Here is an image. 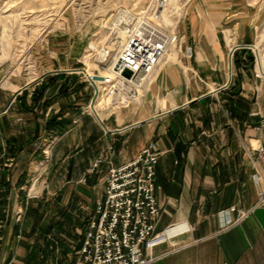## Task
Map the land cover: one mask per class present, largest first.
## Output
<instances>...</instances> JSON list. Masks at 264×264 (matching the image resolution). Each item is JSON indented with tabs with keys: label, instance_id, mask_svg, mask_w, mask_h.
Instances as JSON below:
<instances>
[{
	"label": "crops",
	"instance_id": "1",
	"mask_svg": "<svg viewBox=\"0 0 264 264\" xmlns=\"http://www.w3.org/2000/svg\"><path fill=\"white\" fill-rule=\"evenodd\" d=\"M188 25L192 57L180 53L138 105L102 122L86 113L93 91L81 45L46 37L33 74L0 67V264H85L108 162L124 165L151 145L160 152L156 230L172 236L151 264H264L263 185L252 179L264 168L255 152L264 79L251 49L264 47V0H195Z\"/></svg>",
	"mask_w": 264,
	"mask_h": 264
},
{
	"label": "built area",
	"instance_id": "2",
	"mask_svg": "<svg viewBox=\"0 0 264 264\" xmlns=\"http://www.w3.org/2000/svg\"><path fill=\"white\" fill-rule=\"evenodd\" d=\"M180 10L174 9L172 0H149L143 7L134 5L117 10L105 41L89 47L87 57L96 68L89 75L86 66L83 70L93 91L87 114L99 119L98 108L114 113L138 105L148 90V84L159 71L163 58L171 52L177 54V61H180V53L187 58L192 57L193 49L183 46V37L177 31L182 19ZM120 35L123 43L114 52L110 46ZM251 49L255 55V76L263 80L264 48H261L263 55L258 47ZM235 51L236 48L231 50V58ZM31 62L27 60L25 69L33 74L35 67ZM102 69L108 70V74L102 75ZM255 152L264 167V146H257ZM159 159L160 152L151 145L124 165L108 162L105 195L97 202L88 222L81 251L85 264H151L157 260L155 249L171 241L172 236L168 232L156 230L161 218V207L156 197ZM103 161H95L86 173L84 183L88 176L99 170ZM252 179L256 185H263L259 195L260 203H263L264 168L263 171L257 169ZM232 211L239 213V221L248 215L235 207L229 213Z\"/></svg>",
	"mask_w": 264,
	"mask_h": 264
},
{
	"label": "rangeland",
	"instance_id": "3",
	"mask_svg": "<svg viewBox=\"0 0 264 264\" xmlns=\"http://www.w3.org/2000/svg\"><path fill=\"white\" fill-rule=\"evenodd\" d=\"M194 1L179 0L182 19L177 27L183 37V46L192 49V46L184 44V39L190 34L188 13ZM147 3L149 0H0V67L10 69L15 75L29 74L30 71L25 69V65L27 60H31L36 72L37 65L31 55L36 45L46 37H52L55 42H59L57 37L63 36L68 38L70 46L79 44L83 47V66L91 72L96 67L91 58L87 57L89 47L93 43L97 45L105 41L117 9L134 5L143 7ZM172 53L169 64L177 61V54ZM21 61L24 63L21 64ZM7 81L5 78L3 83ZM147 92L148 90L144 97ZM118 111L111 113L110 110L100 109V114L112 116ZM50 158L49 154L45 161ZM31 188H28V194H35L37 197L38 194L33 193Z\"/></svg>",
	"mask_w": 264,
	"mask_h": 264
},
{
	"label": "bare ground",
	"instance_id": "4",
	"mask_svg": "<svg viewBox=\"0 0 264 264\" xmlns=\"http://www.w3.org/2000/svg\"><path fill=\"white\" fill-rule=\"evenodd\" d=\"M181 3V2H180ZM179 3V0H172V5H173V7H174V9H178V11L180 10V4ZM183 8V7H182ZM118 10V9H117ZM181 12V11H180ZM111 17V16H110ZM115 22H116V20H114ZM169 23H171V21L170 20H167ZM93 43V42H92ZM122 43H123V39H122V37H121V35L119 36V37H117V38H115L114 39V42L111 44V49L114 51V52H117V50H119L120 49V47H121V45H122ZM90 45V44H89ZM91 47H95V44L93 43V44H91L90 45ZM88 50V49H87ZM86 50V51H87ZM172 52L170 53V54H168L167 55V57H165V58H163V62L160 64L161 66H160V69H159V71L154 75V78L152 79V81L148 84V86H147V89H148V91L149 90H151V87H152V84H153V82H155V79H156V77L159 75V73L161 72V70L163 69V67L165 66V65H168L169 64V62H170V60H171V57H172ZM85 60V59H84ZM91 63V62H90ZM93 65V64H92ZM92 65L90 66V67H92ZM94 67V66H93ZM91 70V69H90ZM102 71V75H106V74H108V70L106 71V69H102L101 70ZM92 72V71H91ZM91 72H87V74L89 75V73H91ZM145 98V97H144ZM140 103V102H139ZM138 103V104H139ZM97 116H98V118H99V120L102 122L103 121V116L100 114V109L98 108V111H97Z\"/></svg>",
	"mask_w": 264,
	"mask_h": 264
},
{
	"label": "water",
	"instance_id": "5",
	"mask_svg": "<svg viewBox=\"0 0 264 264\" xmlns=\"http://www.w3.org/2000/svg\"><path fill=\"white\" fill-rule=\"evenodd\" d=\"M127 74H129L128 72H127ZM98 80H102L101 78H98Z\"/></svg>",
	"mask_w": 264,
	"mask_h": 264
}]
</instances>
